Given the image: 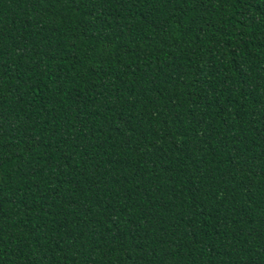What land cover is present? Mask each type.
Wrapping results in <instances>:
<instances>
[{
  "label": "trees",
  "instance_id": "trees-1",
  "mask_svg": "<svg viewBox=\"0 0 264 264\" xmlns=\"http://www.w3.org/2000/svg\"><path fill=\"white\" fill-rule=\"evenodd\" d=\"M0 264H264V0H0Z\"/></svg>",
  "mask_w": 264,
  "mask_h": 264
}]
</instances>
